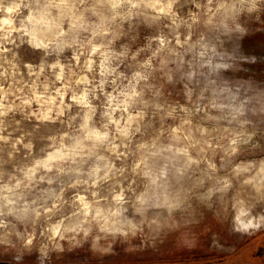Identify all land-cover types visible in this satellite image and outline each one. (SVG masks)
I'll return each mask as SVG.
<instances>
[{
	"label": "clouds",
	"instance_id": "1",
	"mask_svg": "<svg viewBox=\"0 0 264 264\" xmlns=\"http://www.w3.org/2000/svg\"><path fill=\"white\" fill-rule=\"evenodd\" d=\"M264 0H0V264L264 232Z\"/></svg>",
	"mask_w": 264,
	"mask_h": 264
},
{
	"label": "flooded vegetation",
	"instance_id": "2",
	"mask_svg": "<svg viewBox=\"0 0 264 264\" xmlns=\"http://www.w3.org/2000/svg\"><path fill=\"white\" fill-rule=\"evenodd\" d=\"M234 245L236 251L242 253L234 264H264V232L236 241ZM228 260L227 254L222 255L218 251H209L207 253L175 256L169 261L161 260L160 256L147 259L145 255H134L128 257L113 256L105 260L62 261L60 264H225Z\"/></svg>",
	"mask_w": 264,
	"mask_h": 264
},
{
	"label": "rangeland",
	"instance_id": "3",
	"mask_svg": "<svg viewBox=\"0 0 264 264\" xmlns=\"http://www.w3.org/2000/svg\"><path fill=\"white\" fill-rule=\"evenodd\" d=\"M247 45L248 47L252 48L257 52L264 50V35L256 34L250 36L247 40ZM251 71H253L255 74H264V65L256 64L253 66ZM243 239L244 238L242 239L233 238L231 240V243L234 244L236 241ZM209 251L217 252L216 250L209 248L206 244H202L195 247H181L169 241L168 243L163 244L155 249L148 248L145 250H135V251H126L124 246L117 245L116 251L114 253L103 254V255L90 254L86 250L78 249L66 254V256L62 259V261H78V260H93V259L105 260L108 258H112L113 256L128 257L134 255H145L147 259H152L153 256H160L161 260L169 261L175 256H182L191 253L194 254L207 253Z\"/></svg>",
	"mask_w": 264,
	"mask_h": 264
}]
</instances>
